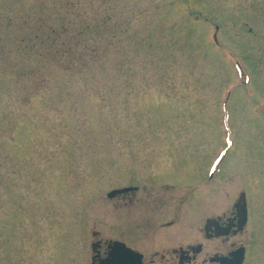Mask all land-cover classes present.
I'll return each instance as SVG.
<instances>
[{"label": "rangeland", "instance_id": "obj_1", "mask_svg": "<svg viewBox=\"0 0 264 264\" xmlns=\"http://www.w3.org/2000/svg\"><path fill=\"white\" fill-rule=\"evenodd\" d=\"M244 191L264 264V0H0V264L203 241Z\"/></svg>", "mask_w": 264, "mask_h": 264}, {"label": "flooded vegetation", "instance_id": "obj_2", "mask_svg": "<svg viewBox=\"0 0 264 264\" xmlns=\"http://www.w3.org/2000/svg\"><path fill=\"white\" fill-rule=\"evenodd\" d=\"M136 191L130 192L131 194H133L134 198V192ZM130 193L128 192L121 195L126 196ZM242 193L245 194V203H240V198H238L239 200H237L228 211L222 214L208 216L205 219L203 228L201 227L199 229L202 234L203 241H193V243L186 246L180 245L179 247H175L170 250L164 249L162 252H160L159 250L152 252V247H155V245H150V247L139 249L137 247H133V245L131 246L123 240L119 241L126 243L128 246L132 247V249L142 253L146 264H157L155 262H157L158 259H160L161 264H226L225 262H222V258L232 259L233 254H235V252L239 248L245 249L244 264H247L251 253L254 254V251L252 250L255 247V243L251 244L250 247L246 245L238 246V241L236 238L241 236L245 238L246 242H249L251 240L254 242L253 238L255 237V234H253L252 224L254 212L248 194L245 191ZM128 199L130 202H132V197H128ZM124 200L126 201L127 199L125 198ZM130 204L125 203L124 205L130 206ZM243 204L246 205V209L241 208ZM244 218L246 221L242 223ZM173 224L174 221H171L169 223H166L162 227H164L165 229V227H170ZM155 234L160 233H158V230H156ZM99 236L100 234L96 236V240L94 241V243L98 244L96 246L95 253L92 255V257L95 256L97 258L96 260L98 262L100 259H102V257H107L110 251V249L108 248L109 240L104 241L102 239H99ZM205 241H208V244ZM140 244H142V242ZM226 244H230V247L232 249L223 254L220 252V250L222 247H226ZM146 251L151 252L150 261L146 260ZM204 253H207L205 257H203Z\"/></svg>", "mask_w": 264, "mask_h": 264}, {"label": "water", "instance_id": "obj_3", "mask_svg": "<svg viewBox=\"0 0 264 264\" xmlns=\"http://www.w3.org/2000/svg\"><path fill=\"white\" fill-rule=\"evenodd\" d=\"M127 190L128 189H125L124 191ZM120 192L123 191H114L113 193H110V196L112 197ZM245 202V194H242L240 203ZM241 208L246 209V205L243 204ZM245 221L246 220L244 218L242 223H244ZM111 247L112 251L110 252V256L107 259L101 261L100 264H144L142 262V255L135 251H132V249L130 248H127L125 244L115 242ZM243 258V250H239L234 254V258L232 260L222 259V262H225L227 264H242Z\"/></svg>", "mask_w": 264, "mask_h": 264}, {"label": "trees", "instance_id": "obj_4", "mask_svg": "<svg viewBox=\"0 0 264 264\" xmlns=\"http://www.w3.org/2000/svg\"><path fill=\"white\" fill-rule=\"evenodd\" d=\"M24 22V21H23ZM26 26H28V24L26 25ZM34 35H36V36H40V34L39 33H35ZM36 43V42H35ZM30 53H33L32 51H33V49L34 48H36L37 46H34V48L32 47V43L30 44ZM41 54V57L43 58L44 57V55H42L43 53H40ZM35 70H33L30 74H29V76L30 77H36L37 75H38V71L36 70L35 72H34ZM31 88V87H30ZM40 88H41V86L39 87H35V88H33L32 89V91H34V93L35 94H40ZM29 100H30V98H28ZM29 100H28V102H29Z\"/></svg>", "mask_w": 264, "mask_h": 264}]
</instances>
